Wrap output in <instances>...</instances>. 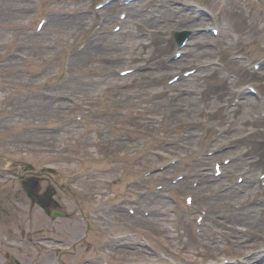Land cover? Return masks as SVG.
<instances>
[{"label":"rangeland","instance_id":"rangeland-1","mask_svg":"<svg viewBox=\"0 0 264 264\" xmlns=\"http://www.w3.org/2000/svg\"><path fill=\"white\" fill-rule=\"evenodd\" d=\"M103 1L0 0V165L57 168L66 213L1 189L0 264H59L44 235L83 239L63 264H264V0Z\"/></svg>","mask_w":264,"mask_h":264},{"label":"bare ground","instance_id":"bare-ground-1","mask_svg":"<svg viewBox=\"0 0 264 264\" xmlns=\"http://www.w3.org/2000/svg\"><path fill=\"white\" fill-rule=\"evenodd\" d=\"M130 5H131V3H130ZM132 5H135V3L134 4H132ZM127 20H125L124 22H126ZM115 23H118V22H115ZM223 24H224V22H223ZM193 39L195 38V37H192ZM192 38H191V40H192ZM187 44H189V41L187 40ZM182 51V50H181ZM188 52L189 53H191V50L189 49L188 50ZM188 54V53H187ZM182 60V59H181ZM179 61H174L172 64H177ZM245 102H248V101H245ZM244 117V116H243ZM232 166V165H231ZM231 166H228L227 168H230ZM242 171H245V169L244 170H242ZM249 178H250V176L248 175V173H246V180L245 181H247V182H245V184L242 186V187H244V188H246V190H247V192H253L254 190V187L252 186L251 188H250V185L251 184H249ZM205 181V180H204ZM209 182H210V179H209ZM220 183H218L217 185H219ZM203 185V184H202ZM201 185V186H202ZM219 190H221V188H219ZM249 193L250 195L251 194H254V193ZM234 192H232V191H230V194H227V196L228 195H230V196H234V194H233ZM211 198H213V195L210 197V200H212ZM206 210V209H205ZM104 212H106V211H104ZM210 214H209V212H207L206 213V220L208 219V218H211L212 216H209ZM206 222V221H205ZM236 249V248H235ZM237 250V249H236ZM208 254H210V255H212V253L211 252H208Z\"/></svg>","mask_w":264,"mask_h":264},{"label":"flooded vegetation","instance_id":"flooded-vegetation-1","mask_svg":"<svg viewBox=\"0 0 264 264\" xmlns=\"http://www.w3.org/2000/svg\"><path fill=\"white\" fill-rule=\"evenodd\" d=\"M14 172L16 174H18L20 180L26 179L29 176H34V175L38 176V174H39L36 170H29L27 168L21 169L19 172L17 170H14ZM41 188H42V186H41ZM55 196H56V199L59 201V197L56 194H55Z\"/></svg>","mask_w":264,"mask_h":264}]
</instances>
